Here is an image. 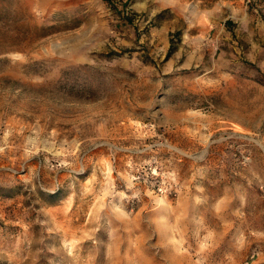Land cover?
Masks as SVG:
<instances>
[{
    "label": "rangeland",
    "instance_id": "1",
    "mask_svg": "<svg viewBox=\"0 0 264 264\" xmlns=\"http://www.w3.org/2000/svg\"><path fill=\"white\" fill-rule=\"evenodd\" d=\"M0 264H264V0H0Z\"/></svg>",
    "mask_w": 264,
    "mask_h": 264
}]
</instances>
